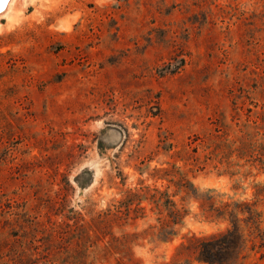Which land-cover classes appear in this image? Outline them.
<instances>
[{
    "label": "rangeland",
    "instance_id": "1",
    "mask_svg": "<svg viewBox=\"0 0 264 264\" xmlns=\"http://www.w3.org/2000/svg\"><path fill=\"white\" fill-rule=\"evenodd\" d=\"M10 4L0 264H200L226 222L181 199L187 180L257 200L264 231V0ZM170 201L177 234L156 240Z\"/></svg>",
    "mask_w": 264,
    "mask_h": 264
},
{
    "label": "trees",
    "instance_id": "2",
    "mask_svg": "<svg viewBox=\"0 0 264 264\" xmlns=\"http://www.w3.org/2000/svg\"><path fill=\"white\" fill-rule=\"evenodd\" d=\"M183 191L181 199L198 200L204 213L215 220L226 222L223 232L199 239L195 260L200 264H245L248 249L264 248V231L261 227L262 210L257 200L245 201L239 199L222 200L224 194L217 193L214 188H198L187 180L184 185L177 184ZM177 190V191H178ZM264 190H257L256 195ZM173 201L168 203L167 228L157 232L155 239L169 241L176 236L173 224L180 219L173 213L176 208Z\"/></svg>",
    "mask_w": 264,
    "mask_h": 264
},
{
    "label": "water",
    "instance_id": "3",
    "mask_svg": "<svg viewBox=\"0 0 264 264\" xmlns=\"http://www.w3.org/2000/svg\"><path fill=\"white\" fill-rule=\"evenodd\" d=\"M10 0H0V14L3 13V11L6 9L7 5H8V2ZM113 129H107L105 133H108L109 131H112ZM103 135L102 137V140H104V136H106L107 134ZM119 137H114L113 140H109L108 144L110 145H113L115 144L117 141H118ZM105 141V140H104ZM86 173V171L82 172V173H79L76 177H75V181L78 183V184H81L82 182V178H83V174Z\"/></svg>",
    "mask_w": 264,
    "mask_h": 264
},
{
    "label": "bare ground",
    "instance_id": "4",
    "mask_svg": "<svg viewBox=\"0 0 264 264\" xmlns=\"http://www.w3.org/2000/svg\"><path fill=\"white\" fill-rule=\"evenodd\" d=\"M13 1H14V2H17V0H10V1L8 2V5H7L6 9H5L4 11H6V10H8V9L10 8V6H11L10 2H13ZM19 1H20V0H19ZM4 11H3V12H4ZM1 14H2V13H1ZM1 14H0V15H1ZM3 15H4V13H3Z\"/></svg>",
    "mask_w": 264,
    "mask_h": 264
}]
</instances>
